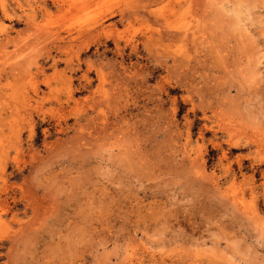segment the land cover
<instances>
[{
    "label": "rangeland",
    "instance_id": "374dc122",
    "mask_svg": "<svg viewBox=\"0 0 264 264\" xmlns=\"http://www.w3.org/2000/svg\"><path fill=\"white\" fill-rule=\"evenodd\" d=\"M0 264H264V0H0Z\"/></svg>",
    "mask_w": 264,
    "mask_h": 264
},
{
    "label": "bare ground",
    "instance_id": "6f19581e",
    "mask_svg": "<svg viewBox=\"0 0 264 264\" xmlns=\"http://www.w3.org/2000/svg\"><path fill=\"white\" fill-rule=\"evenodd\" d=\"M58 1H60V0H58ZM60 7V6H59ZM61 12V11H60ZM99 23V22H98ZM102 23V22H101ZM31 24V23H30ZM29 25V24H28ZM27 25V27H29L30 28V26H28ZM100 26H102V24L100 25ZM82 31V30H81ZM89 32V31H88ZM181 34V33H180ZM53 36V35H52ZM52 36H51V38L50 39H54V38H52ZM54 37H57V34L54 36ZM44 38V37H43ZM42 38V39H43ZM66 38V37H65ZM56 39V38H55ZM48 40V39H47ZM58 40V39H57ZM158 40V39H157ZM43 41V40H42ZM55 41V40H54ZM151 42V41H150ZM44 43V42H43ZM43 43H42V45H43ZM46 43H48V42H46ZM44 46V45H43ZM59 46V45H58ZM59 50V49H58ZM16 65V64H15ZM16 66H14V69H17V68H15ZM11 68H12V66H11ZM5 70V69H4ZM3 71V70H2ZM1 71V72H2ZM5 71H8V70H5ZM4 72V71H3ZM5 73V72H4ZM10 73V72H9ZM43 94V93H42ZM36 96V95H35Z\"/></svg>",
    "mask_w": 264,
    "mask_h": 264
}]
</instances>
